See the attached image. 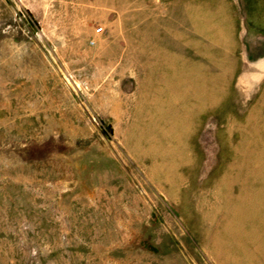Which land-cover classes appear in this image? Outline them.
<instances>
[{
	"label": "rangeland",
	"instance_id": "374dc122",
	"mask_svg": "<svg viewBox=\"0 0 264 264\" xmlns=\"http://www.w3.org/2000/svg\"><path fill=\"white\" fill-rule=\"evenodd\" d=\"M0 264H264V0H0Z\"/></svg>",
	"mask_w": 264,
	"mask_h": 264
},
{
	"label": "built area",
	"instance_id": "2783aa9c",
	"mask_svg": "<svg viewBox=\"0 0 264 264\" xmlns=\"http://www.w3.org/2000/svg\"><path fill=\"white\" fill-rule=\"evenodd\" d=\"M100 31H101V30H100V29H98L96 32H97V33H99Z\"/></svg>",
	"mask_w": 264,
	"mask_h": 264
},
{
	"label": "bare ground",
	"instance_id": "6f19581e",
	"mask_svg": "<svg viewBox=\"0 0 264 264\" xmlns=\"http://www.w3.org/2000/svg\"><path fill=\"white\" fill-rule=\"evenodd\" d=\"M243 212V211H242Z\"/></svg>",
	"mask_w": 264,
	"mask_h": 264
}]
</instances>
